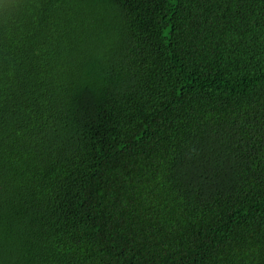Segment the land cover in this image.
Wrapping results in <instances>:
<instances>
[{
    "label": "trees",
    "instance_id": "1",
    "mask_svg": "<svg viewBox=\"0 0 264 264\" xmlns=\"http://www.w3.org/2000/svg\"><path fill=\"white\" fill-rule=\"evenodd\" d=\"M0 264H264V0H0Z\"/></svg>",
    "mask_w": 264,
    "mask_h": 264
}]
</instances>
